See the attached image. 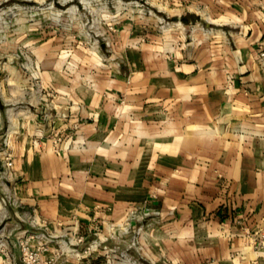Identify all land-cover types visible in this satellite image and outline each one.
Listing matches in <instances>:
<instances>
[{
	"label": "crops",
	"instance_id": "0c3cea01",
	"mask_svg": "<svg viewBox=\"0 0 264 264\" xmlns=\"http://www.w3.org/2000/svg\"><path fill=\"white\" fill-rule=\"evenodd\" d=\"M169 5L177 28L141 44L140 68L64 83L54 120L16 132L0 264L53 229L51 257L61 220L99 245L56 264H108L121 225L138 228L123 246L138 264H264V0Z\"/></svg>",
	"mask_w": 264,
	"mask_h": 264
},
{
	"label": "rangeland",
	"instance_id": "374dc122",
	"mask_svg": "<svg viewBox=\"0 0 264 264\" xmlns=\"http://www.w3.org/2000/svg\"><path fill=\"white\" fill-rule=\"evenodd\" d=\"M171 2L174 0H0V176L13 169L16 132L23 129L30 134V125L37 120L44 127L54 120L49 111L64 94V83L70 88L118 70L128 73L133 59L141 67V44L151 35L177 28L178 21L169 11ZM182 32L189 34L190 29ZM37 111L39 117L33 119ZM6 157L11 158L10 169L2 167ZM0 186L7 190H0V196L16 195L14 185ZM9 204H14L12 197L4 205ZM29 220L37 222L32 216ZM43 222L40 226H47ZM66 222L58 221L60 242L51 257L45 258L44 253L55 241L53 229L39 233L43 243L30 241L31 250H40L42 264H56L60 255L86 256L94 249L74 224ZM119 229L110 226L108 230L116 241L107 248L108 264H138L123 247H138L134 238L138 228L121 225ZM121 234L129 237L120 243ZM19 256L23 264L20 252Z\"/></svg>",
	"mask_w": 264,
	"mask_h": 264
},
{
	"label": "built area",
	"instance_id": "2783aa9c",
	"mask_svg": "<svg viewBox=\"0 0 264 264\" xmlns=\"http://www.w3.org/2000/svg\"><path fill=\"white\" fill-rule=\"evenodd\" d=\"M11 165H12L11 158L6 157L3 160L2 167L6 169H10ZM40 238L42 237H40V234L38 233L28 234L24 237L18 238L17 246H18L20 254L22 255L23 264H42L40 260V255H39L40 250L33 251L29 248L30 241H32L33 239H40ZM91 245L92 247H95V246L97 247L99 244L96 241H92ZM40 249L42 251L44 248L41 247ZM3 251L4 250L1 249V252ZM3 253H4V256L6 257L5 259H6L7 264H11L10 261H12L13 259L12 256H10V254L6 251H4Z\"/></svg>",
	"mask_w": 264,
	"mask_h": 264
}]
</instances>
